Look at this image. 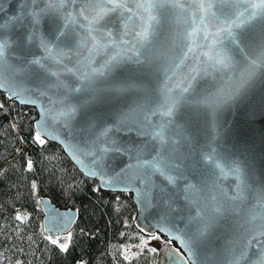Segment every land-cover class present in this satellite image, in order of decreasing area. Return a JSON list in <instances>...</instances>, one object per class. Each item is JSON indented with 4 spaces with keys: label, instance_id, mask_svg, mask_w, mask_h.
Wrapping results in <instances>:
<instances>
[{
    "label": "water",
    "instance_id": "95a60500",
    "mask_svg": "<svg viewBox=\"0 0 264 264\" xmlns=\"http://www.w3.org/2000/svg\"><path fill=\"white\" fill-rule=\"evenodd\" d=\"M85 3L86 0H66L65 7L57 12L48 8V0H36L35 4L31 0H0V25H4L0 28V43H7L0 92L10 101L32 107L36 112L32 122L35 132L40 131L42 138L58 144L85 177L96 179L99 188L131 194L136 208L134 227L139 233L149 236L159 233L165 237L154 252L153 264H180L177 254L188 256L176 237L187 241L203 228L196 215L197 202L207 199L211 203L214 196L220 200L225 196L239 199L191 245L189 264H234L233 258H238L245 249L248 258L239 260V264H254L264 249V237L259 236L264 230L261 228L264 201L258 198L264 193V76L258 74L235 100L217 113L213 122L209 110L196 101L226 88L232 73L225 76L185 53L189 47L195 52L199 50L197 45L214 44L218 51L232 57L239 74L247 51L256 50L264 42L259 24L235 29V43L233 37L224 34L215 41L211 37L205 40L203 33L190 38L187 35L191 30L190 15L181 14L176 8L162 9L164 14L158 16L155 30L140 47V62L135 56L122 60L89 88L76 67L86 57L99 67L106 55L103 51L95 55L87 51L90 47L86 43L87 25L78 18ZM33 11L39 15L35 39L29 15ZM58 27L65 33L59 40ZM109 27L116 30L118 21ZM214 30L210 28L209 32ZM41 39L54 50L67 54L64 63L73 69L71 73L43 59ZM34 58H42L46 67L27 63ZM193 67L198 68L191 73L195 79L186 85L189 91L182 92L176 85ZM51 72H57L58 77ZM114 82L135 87L110 91ZM77 87L81 91L72 90ZM166 92L174 104L171 115L165 117L159 113L164 111L160 104ZM12 94L18 95L9 99ZM65 107L75 108L70 119L52 118L55 110ZM105 128L112 129L109 137H100ZM157 132L161 133L159 138H155ZM104 147L110 150L99 151ZM209 152L214 153L221 168L204 163L202 157ZM158 154L170 159L184 173L176 186L168 185L151 169L137 166L138 161L152 160ZM235 168L239 171L230 170ZM186 185L192 186L191 192ZM162 187L164 194L160 192ZM38 202L43 212L44 233L68 232L76 209L58 207L45 196ZM254 236L260 243L253 240L249 245Z\"/></svg>",
    "mask_w": 264,
    "mask_h": 264
},
{
    "label": "snow or ice",
    "instance_id": "6c2138e0",
    "mask_svg": "<svg viewBox=\"0 0 264 264\" xmlns=\"http://www.w3.org/2000/svg\"><path fill=\"white\" fill-rule=\"evenodd\" d=\"M33 4L36 0H31ZM66 0H48V8L54 9L59 12L60 9L65 7ZM176 8L181 10V14H187L191 17V30L187 35L190 38L197 37L203 33V38L208 40L209 37L213 41L217 39L220 34H224L227 37H233V43H235L234 30L248 26L259 24L262 34H264V0H86L85 5L80 9L78 18H82L87 25L86 43L90 45L87 47V51L93 55L103 51L106 55V59L99 63V67L93 66L88 60L90 57H86L84 61L80 62V67H76V71L80 73V79L87 82L86 87L91 88L92 84L100 77H106L112 72L124 59H132L133 56L139 61L140 47L148 41L149 36L155 30L156 25L159 23L158 16H162L164 13L161 11L165 8ZM2 11V9H0ZM44 11L43 9L40 10ZM32 17V39L36 38L35 26L39 24V15L33 11L29 13ZM69 15H71L69 13ZM118 21L119 27L114 30L109 27V24H115ZM15 22V21H13ZM187 22V20H185ZM4 25H0L3 28ZM215 29L209 32V29ZM59 40L60 37H64L65 33L57 28ZM195 43V41H193ZM7 43H0V78L4 75L3 66L5 63ZM45 57L44 60H51L58 66H63L64 70L71 73L72 68H68L64 63L66 53L58 50H54L49 43L43 39L40 41ZM58 48V45H57ZM198 51L194 52L193 47L188 48V52L185 56L192 54L194 60L200 61L206 64L211 70L222 72L225 76L232 73L230 77L229 85L226 88L218 89L215 92L209 93L207 96L200 100H197L198 105H202L209 110V114L215 122L217 113L228 106L233 100H235L257 77V75L264 76V42H262L256 50L247 51L244 60L242 61L243 67L239 69V74L236 71V65L232 57L227 52L218 51L214 44L197 45ZM207 49L204 51L203 49ZM244 51V50H242ZM129 53L131 55H129ZM69 62H71L70 58ZM30 65H36L42 69L46 67L42 62V58H34L27 61ZM180 67V65H176ZM198 71L197 67H193L188 75H186L183 81L178 82L176 87L182 92H188L191 81L195 79V76L191 73ZM52 76L58 77L57 72H51ZM62 86V85H61ZM135 87L133 84L114 82L110 87V91L122 92L130 88ZM79 92L81 88L77 87L72 89ZM169 92L172 90L169 89ZM44 93H41L43 95ZM12 94L9 95V99L13 98ZM165 100L160 104V108L164 109L159 114L161 116H170L173 110L174 100H172L168 93H164ZM25 103L23 99L20 101ZM35 103V101H30ZM0 108L3 105L0 104ZM52 112V110H48ZM75 113L74 107H65L63 110H55V115L52 117L56 120L70 119ZM153 115H157V112H153ZM147 119V117H146ZM39 128L40 125L38 124ZM111 128H105L100 132V137H109ZM161 136L160 132L156 133L155 138ZM34 141L43 145L45 139L42 138L41 132L36 131L33 137ZM99 139V138H98ZM106 143V141H105ZM110 150L109 147L100 148L99 151L104 152ZM119 151V149H115ZM204 163L214 164L215 167L221 168V165L217 162L214 153L209 152L202 157ZM32 161H27L26 167L28 170L32 169ZM138 167H144L151 169L154 173L158 174L168 185L176 186L178 181L184 178V173L179 171L178 168L172 163L170 159H166L159 154L152 160L138 161ZM231 171H239L238 168L230 169ZM175 173V174H173ZM104 183H108L104 181ZM35 189L36 185H32ZM189 192L192 190L191 185H186ZM161 194L165 193V189L160 188ZM261 201H264V193H260L258 197ZM239 199V196H233L231 198L224 197L220 200L218 197H212L213 202H208L207 199L203 203L197 202L196 215L199 217L198 223L203 225V228L197 230L196 233L191 234L187 241L176 237L180 240V243L184 250L188 253V256L177 254L180 264H189L192 256L191 245L195 244L199 237L204 235L206 229L214 223V221L223 212L229 210V207H234L233 202ZM168 203H171L170 201ZM17 221L26 219L21 215L15 217ZM264 229V225H261ZM163 231V229H161ZM70 236V234H69ZM260 237H264V230L259 232ZM53 245L58 243L57 239H52L51 236L47 237ZM151 239H158L156 236H151ZM253 240L257 243L260 241L257 237H253L248 241V244H252ZM147 241L143 238L140 240V244L137 246L141 250L146 246ZM61 251L67 249L66 243L59 245ZM155 252V248L148 249ZM247 250L241 251L239 257H234V264H239V260L247 259ZM125 259H129L126 254ZM194 264V262H193ZM254 264H264V249L260 251L258 261Z\"/></svg>",
    "mask_w": 264,
    "mask_h": 264
},
{
    "label": "trees",
    "instance_id": "16d2710c",
    "mask_svg": "<svg viewBox=\"0 0 264 264\" xmlns=\"http://www.w3.org/2000/svg\"><path fill=\"white\" fill-rule=\"evenodd\" d=\"M0 104V264H153L147 244L128 252L147 237L132 223L136 208L131 194L99 188L58 144L45 138L43 145L35 142L32 107L2 92ZM43 196L77 211L64 251L42 230L38 199ZM18 214L26 219L17 221Z\"/></svg>",
    "mask_w": 264,
    "mask_h": 264
},
{
    "label": "rangeland",
    "instance_id": "374dc122",
    "mask_svg": "<svg viewBox=\"0 0 264 264\" xmlns=\"http://www.w3.org/2000/svg\"><path fill=\"white\" fill-rule=\"evenodd\" d=\"M50 235H51L52 239H57V241H58L57 245H60L61 243H66V244L69 243L68 242L69 232L68 233L67 232L58 233V234L57 233L49 234L48 236H50ZM153 235L158 237V239H151L150 237L153 236ZM151 236L147 235V237H145L144 240L147 241V245H149L150 248L152 247V248L157 249V247L159 245V242H160L161 238H163V237H160V234H157V233L151 234ZM139 244H140V241L134 244L135 247L131 246L130 248H128V252H129L130 255H131V253H133V252H135V251L140 249V248L137 247Z\"/></svg>",
    "mask_w": 264,
    "mask_h": 264
},
{
    "label": "bare ground",
    "instance_id": "6f19581e",
    "mask_svg": "<svg viewBox=\"0 0 264 264\" xmlns=\"http://www.w3.org/2000/svg\"><path fill=\"white\" fill-rule=\"evenodd\" d=\"M21 151V150H20ZM51 236V235H50Z\"/></svg>",
    "mask_w": 264,
    "mask_h": 264
}]
</instances>
